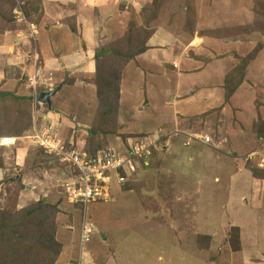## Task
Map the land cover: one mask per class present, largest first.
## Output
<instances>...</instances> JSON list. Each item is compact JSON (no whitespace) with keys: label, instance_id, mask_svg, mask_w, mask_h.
<instances>
[{"label":"rangeland","instance_id":"374dc122","mask_svg":"<svg viewBox=\"0 0 264 264\" xmlns=\"http://www.w3.org/2000/svg\"><path fill=\"white\" fill-rule=\"evenodd\" d=\"M239 1L238 12L243 17L237 21L238 32L233 33L245 38L249 36L236 42L250 45V53L247 48H242L243 55H249L242 58L240 67L231 76L236 82L242 74L244 62L251 60L264 46V0ZM18 2L19 5L16 0H0V34H3L0 45L5 44L7 48L25 46L18 42L17 29L9 28L7 22L18 21V17L28 20L30 10L36 9L39 0ZM194 4L195 0H178V3L177 0H155L145 10L146 15L140 16L142 25L134 29L136 18L132 15V28L127 30L125 38L113 39L108 48L111 56L98 63L96 79L91 81L97 87V95L102 100L100 108L103 109L94 126H85L76 116L73 117L72 110L76 113L74 105L70 108L69 104L67 113L60 111V105L68 100L69 95L56 98L54 103L55 97L52 98V109L38 101V95L50 88L53 91L61 85L65 88L74 84L68 76L45 70L41 60L47 56L42 51L45 45L51 42L55 49L59 46L53 42L54 37L67 42L65 37L53 35L51 30L28 31L29 41L26 42H34L31 49L38 54V58L36 55L35 59L30 58L34 65L30 62L25 66L21 60L7 64L5 58L2 60L0 67L1 64L6 67L1 70L7 80L15 78L17 82L15 87L6 88L8 92L0 94L11 93L18 100L0 97V264H264V243L258 249L262 255L253 250L250 261H243L241 230L232 224L240 222L250 233L255 231V226H250V211L254 213L250 208L261 209L264 218V169L247 159L245 164L239 165L236 162L238 155L234 162L224 155L216 159L214 151H205L209 163L201 160L193 163V167L184 159L186 165L178 171L176 164L169 168L166 158L162 160L163 143L153 136L156 147L147 159L148 165L140 167L141 174L123 172L119 185H112L110 200L95 203L107 205L104 210L112 216L107 222L129 221V228H132L125 234L127 237L121 236L125 232L119 226L111 229L114 237L103 228L100 230L93 217L96 216L92 212L94 205L82 207L74 204L64 192L63 185L69 181L70 170L59 156L58 146L67 149L73 140L74 146L95 153L109 147L110 142L117 143L116 138L123 142L126 136L118 134L116 118L118 66L140 54L141 46L144 47L150 38V31H155L152 25L168 26L170 32L183 30L182 16L179 18L177 13L182 15L185 9L192 13ZM155 9L160 17L153 12ZM164 18L167 22L163 21ZM193 21L188 20L192 34ZM66 26L69 32L74 31L71 22ZM223 26L210 32L205 30L201 36L210 38L229 34L230 29ZM231 28L235 29L234 26ZM8 30L13 37L7 35ZM24 36L27 35L21 37ZM57 52L53 55L58 56ZM13 68L15 71L11 72ZM228 86L231 88L227 91V99L232 96V82L228 81ZM110 134L115 136L111 141H104ZM222 139L225 142L223 136ZM192 140L185 146L191 147ZM201 147V151L205 150ZM116 153L124 155L126 149ZM169 158L172 159L170 154ZM153 159H156L154 164L151 163ZM207 164L210 165L209 172ZM237 167L250 169V175L238 173ZM207 173L208 180L204 182ZM215 177L221 178L217 184ZM85 226L91 230L88 243H83L81 238ZM120 236L125 244L118 248ZM245 239L248 243L249 239ZM235 252H239L238 255ZM160 256L163 259L159 262Z\"/></svg>","mask_w":264,"mask_h":264},{"label":"crops","instance_id":"0c3cea01","mask_svg":"<svg viewBox=\"0 0 264 264\" xmlns=\"http://www.w3.org/2000/svg\"><path fill=\"white\" fill-rule=\"evenodd\" d=\"M154 1L39 0L35 5L36 9L30 10L31 17L28 20L18 17V21L7 22L9 28L17 29L18 42L24 43L25 46L7 48L5 44L0 45V63L5 58L7 64H15L21 60L25 66L30 62L34 65L31 59H35V55L38 58V54L31 49L34 42H26L29 41L28 31L51 30L54 31L53 35L65 37L67 42L54 37L53 42L59 47L53 49L55 45L52 46L49 42L42 50L47 55L41 59L45 70L58 72L59 75L68 76L74 81L73 85H66L65 88L63 86L62 93L53 99V103L56 98L61 99L69 95L66 97L68 100L60 105V111L67 113L69 104L70 108L74 105L76 113L72 110L73 117L76 116L85 126H94L100 110L103 111L100 108L102 100L97 95V87L91 83L96 79L98 63L111 56L108 48L112 46L113 39H123L127 36V30L133 26L131 17L135 15L136 18L133 29L142 25L140 16L146 15L145 10L149 9L148 6ZM207 1L209 0H195L192 13L188 9L181 11L182 15L177 13L179 18L182 16L184 25L183 30L178 29V32H170L168 26L156 24L158 22L155 19L156 25H152L155 31H150V38L145 41L144 47L141 46L140 54L118 66L120 75L116 84L117 132L121 137H126L123 142L121 138H116L117 143L110 142L107 148L113 147L121 151L125 149V144H132L137 137L153 139V136H157L165 149L162 160L166 158L169 168L176 164L178 171L186 165L184 159L193 167V163L197 164L201 160L209 163L210 158L206 156L205 151L210 150L214 151L213 156L216 159L224 155L235 162L234 158L238 155L239 160L236 162L239 165L245 164L247 159L250 160L248 162L257 163L264 169V46L251 60L249 58L246 61L242 80L232 81L231 76L235 75L240 63L249 55H243L245 52L242 48H247L250 53V45L243 46L242 43L236 42L243 40L245 36L233 33L238 32L237 21L243 17L238 12L240 1ZM16 3L19 5L18 0ZM156 10L153 12L158 16L159 11ZM21 14L23 13L20 12ZM166 18L163 21L167 22ZM190 19L195 23L193 34L189 32ZM69 22L74 26V33L68 31L66 25ZM222 25L230 29L229 34L210 38L201 36L203 31L218 30ZM232 26L235 29L231 28ZM9 32L8 30L7 35L13 37L14 34ZM23 34L27 36L21 37ZM1 36L3 34H0ZM20 38L22 40H19ZM56 50L58 56L53 55ZM13 54L17 56L10 57ZM1 68L6 67L4 64L0 67V92H8L6 88L15 87L17 81L15 78L8 81ZM13 71L14 68L11 72ZM228 81L232 82L234 92L227 99V91L231 88L227 87ZM50 91L52 88L46 92ZM200 134L211 137L209 145L195 140ZM112 136L115 135L107 136L104 141H111ZM216 137H219L218 141ZM191 139V147L185 146ZM72 143L74 144L73 140L69 144ZM199 146L205 150L201 151ZM121 147L123 148L120 149ZM20 153L23 151L20 150ZM155 160H151V163L154 164ZM207 165L209 172L210 165ZM240 168L237 167V170H240L238 173L245 172L250 175V169ZM170 173L172 176V172L168 171V174ZM207 176L208 173L203 177L204 182L208 180ZM220 179L215 177L214 182L217 184ZM257 188L261 189L259 184ZM241 197L242 195L239 199ZM106 206L94 204L92 208L98 228H103L102 230L111 235V229L119 226L122 232H125L121 236L128 234L132 228H129V221L107 222L112 216L104 210ZM257 209L250 208L254 210V213L250 211V226H255V231L250 233L240 222L232 223L241 230L243 261H250V253L253 250L262 255L258 249L261 243H264V240H259L264 239V218L261 209ZM121 236L118 237V242H121L117 243L118 248L125 244ZM245 237L249 239L248 243ZM254 240L256 243H253ZM237 253L239 252H235ZM262 257L264 259L263 255ZM160 259L163 258L160 256L159 262Z\"/></svg>","mask_w":264,"mask_h":264},{"label":"built area","instance_id":"2783aa9c","mask_svg":"<svg viewBox=\"0 0 264 264\" xmlns=\"http://www.w3.org/2000/svg\"><path fill=\"white\" fill-rule=\"evenodd\" d=\"M195 140L205 145L211 142L207 136H198ZM155 142L149 137L141 138L124 155L117 154L112 148H106L94 157H90L86 150L74 146L73 143L67 149L65 146H58L57 152L70 170L69 181L63 185L67 198L82 207L109 201L111 187L114 184L119 185L123 172L135 173L138 160L144 159V164L148 165L147 159L156 147ZM90 232L85 226L81 234L83 243L90 241Z\"/></svg>","mask_w":264,"mask_h":264},{"label":"trees","instance_id":"16d2710c","mask_svg":"<svg viewBox=\"0 0 264 264\" xmlns=\"http://www.w3.org/2000/svg\"><path fill=\"white\" fill-rule=\"evenodd\" d=\"M247 61V60H246ZM246 64H247V62H244V64L241 66V67H243V69H242V74L240 75V77H241V79H240V77H239V79L238 80H242V78H243V74H244V69H245V66H246ZM238 70V69H237ZM231 81V80H230ZM234 92V91H233ZM0 97L1 98H11V99H14V98H16V100H18V97H14L11 93H1L0 94ZM110 135H112V134H110ZM143 138H145V137H143ZM141 138L140 137H137L136 138V140L132 143V144H125L126 145V147H125V149H126V152L127 151H131V147L134 145V143L136 142V141H138V140H140ZM84 150H86V149H84ZM124 150V149H123ZM123 150H121V151H123ZM99 151H101V150H99ZM99 151H97V152H90V151H88V150H86V152L88 153V155L90 156V157H94V156H96L98 153H99ZM117 151V150H116ZM126 154V153H125ZM136 166H137V171L133 174V175H135V174H141V172H139L140 171V167H142V166H144L145 167V164H144V159H142V160H138V162L136 163Z\"/></svg>","mask_w":264,"mask_h":264},{"label":"water","instance_id":"95a60500","mask_svg":"<svg viewBox=\"0 0 264 264\" xmlns=\"http://www.w3.org/2000/svg\"><path fill=\"white\" fill-rule=\"evenodd\" d=\"M63 85L60 87L56 88L54 91L49 92V93H40L38 95V101L44 105H48L50 109H52V98L56 97V95L62 90Z\"/></svg>","mask_w":264,"mask_h":264},{"label":"clouds","instance_id":"9594fccd","mask_svg":"<svg viewBox=\"0 0 264 264\" xmlns=\"http://www.w3.org/2000/svg\"><path fill=\"white\" fill-rule=\"evenodd\" d=\"M54 91V90H53ZM50 92H52V91H50ZM49 93V92H48ZM115 185V184H114ZM116 186H118V185H116ZM113 188V186L111 187V189ZM112 193V192H111ZM94 205V204H93Z\"/></svg>","mask_w":264,"mask_h":264}]
</instances>
